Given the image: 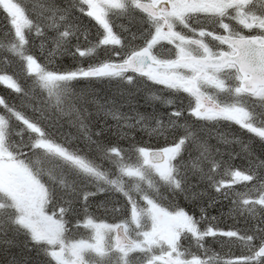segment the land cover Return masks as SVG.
I'll use <instances>...</instances> for the list:
<instances>
[{
    "label": "snow or ice",
    "instance_id": "6c2138e0",
    "mask_svg": "<svg viewBox=\"0 0 264 264\" xmlns=\"http://www.w3.org/2000/svg\"><path fill=\"white\" fill-rule=\"evenodd\" d=\"M0 18V264H264V0Z\"/></svg>",
    "mask_w": 264,
    "mask_h": 264
},
{
    "label": "trees",
    "instance_id": "16d2710c",
    "mask_svg": "<svg viewBox=\"0 0 264 264\" xmlns=\"http://www.w3.org/2000/svg\"><path fill=\"white\" fill-rule=\"evenodd\" d=\"M2 24H3V20H2V18H0V26H2ZM3 85H0V89H3Z\"/></svg>",
    "mask_w": 264,
    "mask_h": 264
}]
</instances>
